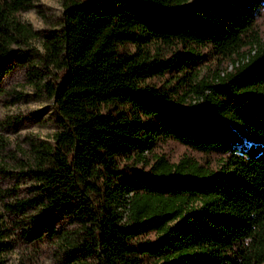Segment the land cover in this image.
<instances>
[{"label": "trees", "instance_id": "1", "mask_svg": "<svg viewBox=\"0 0 264 264\" xmlns=\"http://www.w3.org/2000/svg\"><path fill=\"white\" fill-rule=\"evenodd\" d=\"M27 1L0 0L2 33ZM263 8L264 0L65 4L43 57L65 75L42 83L64 127L32 146L36 193L15 206L41 209L28 239L63 244L79 264H264ZM9 46L0 35V83ZM243 55L232 71L215 66L194 83L207 60ZM190 94L196 105L185 103ZM168 141L217 154L216 168L170 162L156 152ZM56 215L84 238L55 229Z\"/></svg>", "mask_w": 264, "mask_h": 264}, {"label": "rangeland", "instance_id": "2", "mask_svg": "<svg viewBox=\"0 0 264 264\" xmlns=\"http://www.w3.org/2000/svg\"><path fill=\"white\" fill-rule=\"evenodd\" d=\"M71 1L85 0H28L26 9L10 17L13 22L5 27V33L0 30V35L10 42L8 54L12 60L11 68L0 83V137L5 146L0 152V264H79L76 260L69 261L71 253L63 244L47 239L42 242L28 239L37 238L36 234L27 233L37 227L35 222L41 214L39 207L30 204L19 211L15 209L19 201L36 193L35 182L28 173L32 146L41 142L52 143L53 134L64 127L54 98L42 83H55L65 75V70L61 66H46L43 57L48 37L59 35L63 29L64 5ZM15 23L27 31L22 32ZM257 29L264 44V8ZM244 55L235 60H207L194 83L204 76L210 77L215 66L224 73L232 71L237 63L246 61ZM235 61L238 62L234 64ZM197 102L199 100L193 95H186V104L193 106ZM156 152L173 163L188 157L213 168L219 158L217 154H201L173 141L160 144ZM148 159L146 169L154 163L150 155ZM91 197L96 203V198ZM54 227L66 238L79 241L84 238L83 229L61 215L55 216ZM38 230L42 232L41 238H49L41 226ZM80 255L76 253L78 259L83 258ZM86 260L87 263L90 261Z\"/></svg>", "mask_w": 264, "mask_h": 264}]
</instances>
